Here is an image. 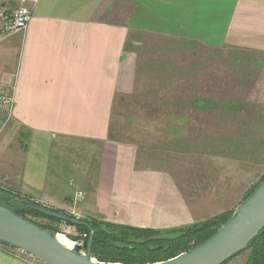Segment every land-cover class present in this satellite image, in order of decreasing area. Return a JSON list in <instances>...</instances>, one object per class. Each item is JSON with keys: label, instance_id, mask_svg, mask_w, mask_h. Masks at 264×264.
I'll return each mask as SVG.
<instances>
[{"label": "crops", "instance_id": "obj_1", "mask_svg": "<svg viewBox=\"0 0 264 264\" xmlns=\"http://www.w3.org/2000/svg\"><path fill=\"white\" fill-rule=\"evenodd\" d=\"M0 5L16 10L22 2ZM152 43L193 58L227 50L264 58V0H38L28 30L0 44V78L18 74L14 116L0 114V184L62 210L77 206L84 190L86 219L143 229L186 228L234 212L250 189L240 200L230 177L212 186L182 165L170 170L162 155L142 154L143 165L135 144L113 140L122 60L142 59ZM11 123L27 131L14 142L21 159L4 141ZM0 264L43 263L0 245Z\"/></svg>", "mask_w": 264, "mask_h": 264}, {"label": "rangeland", "instance_id": "obj_2", "mask_svg": "<svg viewBox=\"0 0 264 264\" xmlns=\"http://www.w3.org/2000/svg\"><path fill=\"white\" fill-rule=\"evenodd\" d=\"M152 44V52L143 53L142 59L122 60L113 140L135 144L143 165L147 158L142 154L162 155L170 170L182 165L183 173L202 175L212 186H222L226 183L222 180L230 177L233 195L240 194L242 200L245 190L264 178V58L236 50L218 53L216 58H193L191 51L162 53ZM11 124L4 129V141L21 159L14 142L27 131ZM175 132L179 133L177 142L171 140ZM73 158L79 162L82 155ZM178 172L170 173L176 176ZM215 173L219 177H212ZM10 189L8 183L0 184V197L10 198V205L16 207L20 196ZM84 192L79 191L85 199L74 197L77 206L63 209L83 220ZM28 219L57 228L74 244L86 241L87 235L74 227L33 214Z\"/></svg>", "mask_w": 264, "mask_h": 264}, {"label": "water", "instance_id": "obj_3", "mask_svg": "<svg viewBox=\"0 0 264 264\" xmlns=\"http://www.w3.org/2000/svg\"><path fill=\"white\" fill-rule=\"evenodd\" d=\"M25 210H32L75 226L87 227L91 235L84 245L86 253L81 254L62 245L57 239L58 234L26 219L22 214ZM263 230L264 181L235 209L229 221L210 240L171 260L155 264H224L246 251ZM93 239L94 232L85 221L34 203H25L20 208L0 203V245L21 250L43 264H102L92 258Z\"/></svg>", "mask_w": 264, "mask_h": 264}, {"label": "trees", "instance_id": "obj_4", "mask_svg": "<svg viewBox=\"0 0 264 264\" xmlns=\"http://www.w3.org/2000/svg\"><path fill=\"white\" fill-rule=\"evenodd\" d=\"M263 181L264 178L247 192L243 202L256 191ZM0 199L3 198L0 197ZM20 200L22 203L19 202ZM15 201H18V204L16 207H13L10 205L11 199L4 196L3 201L0 200V203L12 208H20L25 203L43 206L30 198L22 196L17 197ZM47 208L68 214L64 210ZM233 213L219 215L190 227L170 230L135 228L112 224L102 219H84L82 221L90 224L94 232L91 254L92 258L98 262L105 264H155L171 260L204 244L229 221ZM22 214L26 219H28V215L33 214L37 218L48 220L53 224H64L68 227H74L79 233L87 235L86 241L90 239L91 231L85 226H75L72 223H65L32 210H25ZM31 222L41 228L52 230L55 234L60 233L57 228L43 226L35 221ZM74 250L78 253L80 252L78 248ZM243 254L249 255L246 264H264V230L251 242L246 251L237 256ZM229 261L224 264H227Z\"/></svg>", "mask_w": 264, "mask_h": 264}, {"label": "built area", "instance_id": "obj_5", "mask_svg": "<svg viewBox=\"0 0 264 264\" xmlns=\"http://www.w3.org/2000/svg\"><path fill=\"white\" fill-rule=\"evenodd\" d=\"M20 1L22 2V5L16 10H11L6 6L0 5V44L11 35L24 33L28 30L29 24L33 18V7L38 3V0ZM17 78V73L9 74L0 78V114L6 116L7 121L11 120L14 116ZM76 198L84 199L81 193L77 194ZM66 215H69L77 220H82L81 217L74 212ZM84 245L85 241L82 240H78L74 244L75 248L80 249L81 254L86 253ZM29 256L34 258L31 255Z\"/></svg>", "mask_w": 264, "mask_h": 264}, {"label": "bare ground", "instance_id": "obj_6", "mask_svg": "<svg viewBox=\"0 0 264 264\" xmlns=\"http://www.w3.org/2000/svg\"><path fill=\"white\" fill-rule=\"evenodd\" d=\"M45 207V206H44ZM58 212V211H57ZM62 213V212H61ZM66 214V213H65ZM83 220V219H82ZM58 241L66 246L67 248L74 249V243L70 241L64 234H58L57 236ZM95 261V260H94ZM96 262V261H95Z\"/></svg>", "mask_w": 264, "mask_h": 264}]
</instances>
